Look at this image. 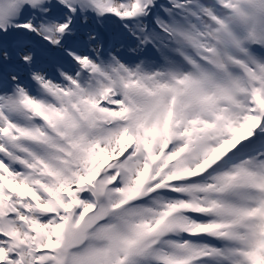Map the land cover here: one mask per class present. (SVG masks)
Instances as JSON below:
<instances>
[{
  "label": "snow or ice",
  "instance_id": "1",
  "mask_svg": "<svg viewBox=\"0 0 264 264\" xmlns=\"http://www.w3.org/2000/svg\"><path fill=\"white\" fill-rule=\"evenodd\" d=\"M0 264H264V0H0Z\"/></svg>",
  "mask_w": 264,
  "mask_h": 264
}]
</instances>
